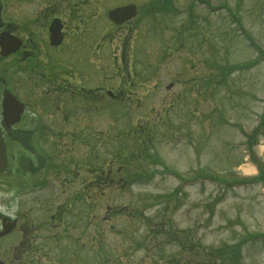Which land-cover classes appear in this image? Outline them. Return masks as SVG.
Returning <instances> with one entry per match:
<instances>
[{
    "label": "rangeland",
    "instance_id": "1",
    "mask_svg": "<svg viewBox=\"0 0 264 264\" xmlns=\"http://www.w3.org/2000/svg\"><path fill=\"white\" fill-rule=\"evenodd\" d=\"M131 1L98 0L97 25L88 33L96 35L101 27L107 34L94 60L102 62L104 76L110 62L116 67L126 56L132 72L140 70L135 62H147L161 69L159 80L153 86L152 79L147 93L128 96L126 87L116 91L114 82L104 79L117 97L109 99L105 91L97 111L82 112L92 131L73 133L70 152L61 147L62 140L36 144L46 163L44 181L15 179L18 165L10 151L15 160L0 177L5 182L0 201L13 211L45 201L53 210L65 201L61 226L69 264H264V188L253 179L256 173L249 175L238 145L245 133L260 127L263 147H255L254 154L264 182V0H205L211 3L209 14L199 0L192 5L178 0L179 9L172 0L170 12L152 17L142 10L145 0H137V18L119 35L112 33L104 15L101 23L100 10ZM167 85L174 89L169 92ZM52 113H42L41 136L57 130L49 131L58 116L49 118ZM124 153L135 159L133 167L118 165ZM113 160L112 169L119 166L121 172L114 180L105 174L103 189L94 196L100 186L91 172L102 163L111 169ZM59 168L65 170L62 176ZM85 171L88 199L79 198L75 179ZM61 177L67 182L63 188ZM40 183H48L44 195H21ZM236 244L241 259L218 261Z\"/></svg>",
    "mask_w": 264,
    "mask_h": 264
},
{
    "label": "flooded vegetation",
    "instance_id": "2",
    "mask_svg": "<svg viewBox=\"0 0 264 264\" xmlns=\"http://www.w3.org/2000/svg\"><path fill=\"white\" fill-rule=\"evenodd\" d=\"M169 1L154 0L152 4V0H148L144 2L143 11L151 17L153 12L170 6ZM97 3L98 0H0V132L8 143L7 163L11 164V160L13 162L16 159L17 174L23 184L30 177H38L40 181L46 179V163L35 150L36 144H45L48 138L54 145L62 140L61 147L70 152L73 133L88 129L92 131V122L85 119L82 112L97 111L98 105L102 106L98 103H103L105 91L109 99L117 97L114 90H107L103 85L104 78L106 82H114L112 88L116 91L126 87L128 96L136 95L139 90L148 91L146 83L152 78L132 72L131 62L120 61L116 67L112 62L111 71L104 76L100 67L102 62L94 60L99 52V41L107 34V30L104 32L101 27L96 35L88 33L97 25L94 21V13L99 10ZM115 7L118 6L112 8ZM108 10H100L101 23ZM12 13L18 17L10 18ZM135 18L120 25L106 19L112 33L119 35ZM85 21L87 28H83ZM91 36L95 37L90 40ZM12 48L17 49L2 55ZM160 48L178 46L165 45ZM12 80H16L15 85ZM167 86L168 90H173V86ZM10 95L22 102V109L4 107ZM26 99L31 100L33 106L28 108ZM49 111L58 114L56 123L49 131L57 130L44 137L39 131V127L43 126L40 120L44 122L42 113ZM53 113L48 114L49 118L54 116ZM14 122L16 124L12 125ZM62 137L68 141L65 142ZM13 145L18 147L15 159L10 155ZM60 169L59 176H62L65 170ZM6 170L0 173V177L7 173ZM97 171L95 179L102 180L103 163ZM110 173L111 170L108 171ZM75 179L80 182L78 196H87V171ZM59 180L61 187H65L66 179L61 177ZM23 184L21 187H24ZM40 184L45 187L48 183ZM39 191H43L39 195L42 196L46 190L38 189L35 193ZM7 206L0 205V233L3 231L7 234L0 237V264H69L71 255L64 239L66 228L61 226L63 214L66 213L65 206L57 212L55 210L58 207L51 210L46 201L43 205L19 206L15 211L7 209ZM63 224L66 226L65 220ZM12 233L18 236L9 243L5 242Z\"/></svg>",
    "mask_w": 264,
    "mask_h": 264
},
{
    "label": "water",
    "instance_id": "3",
    "mask_svg": "<svg viewBox=\"0 0 264 264\" xmlns=\"http://www.w3.org/2000/svg\"><path fill=\"white\" fill-rule=\"evenodd\" d=\"M135 15V7L133 5H128L121 8H116L108 12V17L115 21L116 23H122L125 20L132 18ZM17 48H12L9 52L2 53V55H7ZM5 108L11 109H20L22 106L18 104L14 99L8 97L5 101ZM6 157H5V145L3 143V139L0 135V170H2L5 166Z\"/></svg>",
    "mask_w": 264,
    "mask_h": 264
},
{
    "label": "trees",
    "instance_id": "4",
    "mask_svg": "<svg viewBox=\"0 0 264 264\" xmlns=\"http://www.w3.org/2000/svg\"><path fill=\"white\" fill-rule=\"evenodd\" d=\"M252 134H254V132ZM251 135L249 136L250 139L252 138ZM222 255L223 257H221V255L219 256L220 258L218 261L228 260L230 262L231 258L233 261H235L236 258H240V245H229L228 250H225Z\"/></svg>",
    "mask_w": 264,
    "mask_h": 264
}]
</instances>
